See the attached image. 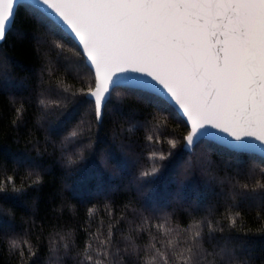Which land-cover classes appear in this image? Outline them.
Here are the masks:
<instances>
[{"label":"trees","instance_id":"obj_1","mask_svg":"<svg viewBox=\"0 0 264 264\" xmlns=\"http://www.w3.org/2000/svg\"><path fill=\"white\" fill-rule=\"evenodd\" d=\"M83 65L18 6L0 42V264H184L187 247L192 264H264V159L204 140L186 153V123L136 89L114 88L98 122Z\"/></svg>","mask_w":264,"mask_h":264},{"label":"snow or ice","instance_id":"obj_2","mask_svg":"<svg viewBox=\"0 0 264 264\" xmlns=\"http://www.w3.org/2000/svg\"><path fill=\"white\" fill-rule=\"evenodd\" d=\"M21 3L0 0V41ZM31 6L42 14L50 9L74 34L83 66L95 70V88L81 93L94 102L97 121L111 91L126 83L175 102L191 126L184 137L189 151L213 137L233 152L264 153V0H31ZM117 69L138 75L124 79ZM157 170L154 165L151 173ZM107 255L106 248L97 252ZM194 255L187 247L177 259L192 264ZM95 264L105 262L97 258Z\"/></svg>","mask_w":264,"mask_h":264},{"label":"water","instance_id":"obj_3","mask_svg":"<svg viewBox=\"0 0 264 264\" xmlns=\"http://www.w3.org/2000/svg\"><path fill=\"white\" fill-rule=\"evenodd\" d=\"M19 5H28V6H30V7H32L31 6V0H23V3H21V4H19ZM19 5H17L16 6V10H17V8H18V6ZM33 8V7H32ZM16 10H15V12H16ZM41 13V12H40ZM48 13L49 14H43L45 17H47L48 19H50L53 23H55L64 33H66L74 42H75V44H77L78 42L74 39V34H72L71 33V30L70 29H68L67 28V26L66 25H63V23L59 20V18L58 17H56L55 16V14L54 13H51V10L49 9L48 10ZM14 16H15V13H14ZM11 26H12V24H10L9 26H8V30H7V33H8V31L10 30V28H11ZM0 42H2V41H0ZM85 59V58H84ZM92 74H93V76H94V87H93V89L95 88V70L94 69H92ZM116 75H121L122 76V78H124V79H126L128 76H136V75H138L137 73H121L120 72V70L119 69H117L116 70V73H115ZM114 78V77H113ZM145 79H148V78H145ZM155 82H153V84H154ZM116 87H124V88H131V87H128L127 86V84L125 83V84H122V85H119V86H116ZM115 87V88H116ZM155 87L157 88V89H159V85H155ZM131 89H136V88H131ZM136 90H139V91H143V92H146V93H149V94H153V95H155V96H157V97H159V98H161L163 101H165L168 105H170L176 112H177V114H178V111H177V109H178V106H175V107H173V105H174V101H170L169 100V98L165 95V94H163V93H160V92H153V90H152V88H143V89H136ZM112 92V91H111ZM86 98L89 100V97L86 95ZM93 104H94V102H93ZM105 106V105H104ZM104 106H103V108H104ZM94 109H95V106H94ZM102 115H103V109H102ZM179 115V114H178ZM180 116V115H179ZM101 119H102V116H101ZM101 119L98 121V122H100L101 121ZM185 123H186V118H184V119H182ZM188 127V132H189V130H190V125H188L187 126ZM215 135H223V134H221V133H217L216 131H215V129H212L211 130ZM230 139V138H229ZM208 141V142H211V143H213V144H215V145H218V146H220V147H223V146H221L219 143H217L215 140H214V138L213 137H208V138H205V139H202L201 141ZM195 147V146H194ZM193 147V148H194ZM223 148H225V149H227V150H229L228 148H226V147H223ZM183 150L186 152V153H191L192 152V150L191 151H189L188 149H187V147H186V141H185V139H184V144H183ZM247 154H251V155H255V156H257V157H261V158H263L264 159V153H261V152H253V153H247Z\"/></svg>","mask_w":264,"mask_h":264}]
</instances>
